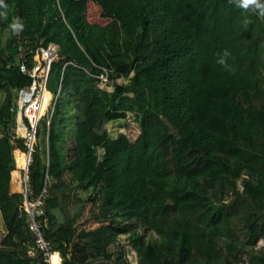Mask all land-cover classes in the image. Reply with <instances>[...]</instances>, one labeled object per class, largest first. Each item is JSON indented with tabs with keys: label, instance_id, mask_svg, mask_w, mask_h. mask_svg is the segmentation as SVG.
Wrapping results in <instances>:
<instances>
[{
	"label": "trees",
	"instance_id": "obj_1",
	"mask_svg": "<svg viewBox=\"0 0 264 264\" xmlns=\"http://www.w3.org/2000/svg\"><path fill=\"white\" fill-rule=\"evenodd\" d=\"M76 1L4 0L0 264H31L25 198L11 190L16 162L26 166L24 155L14 158L16 150L26 153L16 134V92L32 84L19 75L18 55L25 52L32 66L37 47L50 45L59 56L47 82L53 105L37 132L29 199L46 191L45 237L63 264H132L121 237L140 263L242 264L248 248L264 240V16L239 0H109L125 18L100 26ZM17 20L22 28L14 30ZM104 71L113 91L101 86ZM130 117L139 131L134 139L104 129ZM173 137L177 149L198 145L210 169L163 189L172 177L166 144ZM69 191L81 207L77 215L103 201L109 236L93 244L77 227L58 223ZM248 255V264H264L263 256Z\"/></svg>",
	"mask_w": 264,
	"mask_h": 264
},
{
	"label": "rangeland",
	"instance_id": "obj_2",
	"mask_svg": "<svg viewBox=\"0 0 264 264\" xmlns=\"http://www.w3.org/2000/svg\"><path fill=\"white\" fill-rule=\"evenodd\" d=\"M73 5L81 14L84 15V17L90 24L108 26L111 23H121L122 20L125 18V14L121 10H118L109 0H77ZM128 82L129 81H118V83L121 84H128ZM114 88L115 87L113 86L108 89L109 91H113ZM52 105L53 96L51 95V99L48 104L49 108L47 107L48 109L45 111L44 117L48 115ZM133 121V118L130 117L127 122L118 121L109 123L105 125L104 129L112 138H116L119 134H125L130 139H134L139 135V131ZM16 134L18 138L22 139L24 131L22 129H18L16 126ZM173 143L174 137L171 138L169 143L166 144V147L168 148V166L170 168L172 177L169 181L163 184V189H168L170 185L176 182L180 175L199 177L204 175L210 169V167H208L205 163L206 155L198 145L194 144L191 141H187L182 147L177 149L173 146ZM17 151L19 150H16L14 152L15 161L16 159L18 160V158H16L15 156ZM23 154L25 157L27 156V153ZM25 159L27 160V158ZM17 165L18 161L16 162V167ZM24 169L20 170L17 168L16 171H19L20 174H22L23 176ZM22 176L21 179H18V185L21 187V190L18 188L17 190H15L18 191L16 193H22ZM209 184L211 187L216 186L215 182L212 181H210ZM219 188L220 187H216L217 191H219ZM80 193L81 192H79L78 194L81 195ZM224 198L227 203L232 204L235 200V194L231 192V190H228L227 192H225ZM64 200L65 208L60 212H56L58 223H67V225L77 227L80 233L85 234V240L93 244L99 243V241L110 235L108 225L101 217L103 201H98L96 205L86 204V207L82 211V214L77 215L78 212L81 210V207L76 202V196L74 194V191H69L66 194ZM235 228L240 238L245 241L246 234L243 228L238 223H235ZM4 235L5 228L0 215V241L2 240ZM126 240L127 238H120L121 245L126 247L128 250L130 262L132 264H146L145 262L140 263L138 261L137 255L132 252L131 247H129V244L128 242H126ZM263 247L264 240H260L256 247L248 248V254L259 255L264 257ZM248 254L242 256V264L249 263L250 258Z\"/></svg>",
	"mask_w": 264,
	"mask_h": 264
},
{
	"label": "built area",
	"instance_id": "obj_3",
	"mask_svg": "<svg viewBox=\"0 0 264 264\" xmlns=\"http://www.w3.org/2000/svg\"><path fill=\"white\" fill-rule=\"evenodd\" d=\"M34 54L35 64L32 66L26 63L28 61L25 52L18 55L20 61L19 75L29 77L32 84L29 88L20 89L16 92V109L14 113L17 128L24 131L22 139L25 142L27 153L26 166L22 176V194L25 198L23 208L26 213L29 232L33 238V244L29 247V258L31 264H54L53 258L58 255V264H63L60 254L55 252L53 245L45 237V230L48 227V219L45 213L47 193L44 191L39 198L30 200L32 190L28 174H26V168L32 162V153L37 142L39 125L44 118L42 110L45 94L48 93L47 82L51 66L59 58L58 47L55 45H50L48 48L38 46ZM99 79L103 88L115 86L114 82L109 80L107 71H104Z\"/></svg>",
	"mask_w": 264,
	"mask_h": 264
},
{
	"label": "clouds",
	"instance_id": "obj_4",
	"mask_svg": "<svg viewBox=\"0 0 264 264\" xmlns=\"http://www.w3.org/2000/svg\"><path fill=\"white\" fill-rule=\"evenodd\" d=\"M240 6L248 8L250 5L254 6L255 9L259 10V14L264 16V0H239ZM7 8V5L4 3V0H0V16L6 15L4 11ZM14 30H19L22 28V24L17 20L16 23L12 24ZM228 53L225 51L224 56H227ZM220 63H224V60L221 59Z\"/></svg>",
	"mask_w": 264,
	"mask_h": 264
},
{
	"label": "crops",
	"instance_id": "obj_5",
	"mask_svg": "<svg viewBox=\"0 0 264 264\" xmlns=\"http://www.w3.org/2000/svg\"><path fill=\"white\" fill-rule=\"evenodd\" d=\"M17 152L20 153L21 155H24L21 151H17ZM17 168H18V166L16 167V169ZM21 176H22V174H20L19 171H15L12 173V183H11L12 193L18 192V191H15L18 188L21 190V187L18 185V181H19L18 179H21ZM263 250H264V247H263Z\"/></svg>",
	"mask_w": 264,
	"mask_h": 264
},
{
	"label": "bare ground",
	"instance_id": "obj_6",
	"mask_svg": "<svg viewBox=\"0 0 264 264\" xmlns=\"http://www.w3.org/2000/svg\"><path fill=\"white\" fill-rule=\"evenodd\" d=\"M49 95L51 96L50 93H46L45 94V102H44V107H43V110H42V114H44L45 111L47 110V107H48V104H49ZM53 260H54V258H53ZM54 264H55V262H54Z\"/></svg>",
	"mask_w": 264,
	"mask_h": 264
},
{
	"label": "water",
	"instance_id": "obj_7",
	"mask_svg": "<svg viewBox=\"0 0 264 264\" xmlns=\"http://www.w3.org/2000/svg\"><path fill=\"white\" fill-rule=\"evenodd\" d=\"M29 167L26 168V174H28Z\"/></svg>",
	"mask_w": 264,
	"mask_h": 264
}]
</instances>
